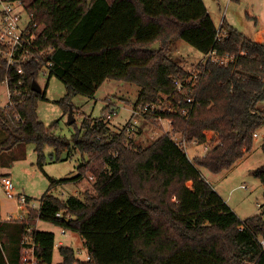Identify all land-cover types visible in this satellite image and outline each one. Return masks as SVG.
<instances>
[{
	"label": "trees",
	"instance_id": "16d2710c",
	"mask_svg": "<svg viewBox=\"0 0 264 264\" xmlns=\"http://www.w3.org/2000/svg\"><path fill=\"white\" fill-rule=\"evenodd\" d=\"M25 9L43 25L39 42L52 49L48 77L56 76L66 87L57 101L65 112L73 95H93L107 79L140 86L135 108L171 92L173 78L186 72L170 51L178 39L203 54L211 49L236 54L237 61L201 63L194 88L198 104L187 118L171 115L174 130L188 142L203 143L207 131L214 133L217 143L193 159L167 133L145 147L133 146L126 128L113 131L104 120L109 104L102 117L85 116L70 138L53 133L36 113L45 91L31 89L43 61L26 68V95L18 105L24 122L14 123L0 110L6 134L0 152L32 142L40 165L44 145L55 149L56 160L72 148L87 159L78 164L76 176L49 178L47 192L26 217L0 220V264H22L25 236L38 261L47 264H264V208L240 219L199 170L231 169L264 126L259 106L264 103V42L225 19L219 26L224 36L217 38L203 0H31ZM157 41L159 47L150 50ZM260 148L264 153V139ZM91 174L93 193L60 199L49 192ZM253 175L264 184V164ZM38 221L77 232L90 259L59 245L62 260L53 263L54 233L37 229Z\"/></svg>",
	"mask_w": 264,
	"mask_h": 264
},
{
	"label": "rangeland",
	"instance_id": "374dc122",
	"mask_svg": "<svg viewBox=\"0 0 264 264\" xmlns=\"http://www.w3.org/2000/svg\"><path fill=\"white\" fill-rule=\"evenodd\" d=\"M29 2L31 0H22ZM205 6L216 25L219 28L225 21L252 38L253 32L264 29V0H203ZM26 17V14H23ZM223 30V31H222ZM221 31L224 32V28ZM264 42V30L262 31ZM171 55L176 58L184 69L193 67L197 62L204 60V54L195 49L183 39L175 40L170 46ZM38 83L45 91V99L39 100L36 113L39 120L46 126L52 127V132L70 138L76 126H80L85 116L92 118L102 117V109L106 102L111 101L118 107L111 119L106 120L107 125L113 131L126 128L128 136L132 139V145L145 147L163 133V127L159 123H153L142 115H135L131 109L134 107L140 86L117 79L105 80L93 95L75 94L71 98L75 124L67 123L68 112L57 102L66 93L64 83L56 76L48 77V74L39 77ZM264 107V103L259 104ZM105 120V118H104ZM264 126L257 130L253 147L249 154L236 167H232L226 176L225 171L212 173L206 168L199 167L203 177L215 188L226 203L238 215L245 219L257 214L264 208V184L253 175V170L264 164V153L260 148L263 141ZM5 132L0 129V141L5 138ZM207 136H213L207 131ZM43 163H38V154L35 143L18 144L0 152V178L1 175L9 177L13 184V196H9L0 182V198L6 197L17 200V194H23L31 198L30 204L39 205L40 199L50 186V179L72 178L77 175V166L87 159V155L76 148L69 152L59 154L56 160L55 149L50 145H44L42 149ZM204 146L201 144H187V155L203 156ZM186 155V156H187ZM92 175V174H91ZM93 176V175H92ZM93 179L88 176L79 181H70L52 187L49 192L60 199H66L70 195L83 197L85 192L93 193ZM26 211V210H25ZM27 212V211H26ZM36 228L54 233V251L52 262L58 263L62 256L58 251L59 245H67L75 251L84 250L82 237L74 231L63 229L53 223L38 221ZM85 253V252H84ZM83 259L85 254H76Z\"/></svg>",
	"mask_w": 264,
	"mask_h": 264
},
{
	"label": "built area",
	"instance_id": "2783aa9c",
	"mask_svg": "<svg viewBox=\"0 0 264 264\" xmlns=\"http://www.w3.org/2000/svg\"><path fill=\"white\" fill-rule=\"evenodd\" d=\"M26 3L22 0H0V110L5 112L12 122L18 124L24 122L18 105L22 103L26 95V68L43 61V66L38 71V78L35 79L38 81L39 77L44 74L49 75L52 65L47 57L52 49L43 47L39 42L43 25L32 21L31 15L25 9ZM23 14H26L25 18ZM221 36H224V32L220 31L219 27L217 38ZM206 61L228 65L237 61V55L228 52L219 53L214 49L207 51L204 53L203 61L197 62L191 68H185L184 75L173 78L171 92L160 93L155 101L131 109L134 123L137 122L135 115L150 116L155 123L162 125L163 133H167L174 144L186 155L189 142L181 132L174 130L171 115L178 114L187 118L198 104L194 88L199 76L200 64ZM106 104H109L110 108L105 115V120H109L116 114L117 105L111 101ZM256 136L257 132L254 134V137ZM191 142L203 145L204 153H206L217 143V140L214 133L213 136L208 137L206 132L205 142L198 143L196 140ZM89 178L92 179V176ZM0 182L5 192L13 196L14 187L9 177L1 175ZM16 197L20 210L23 213L27 211L26 215H28V208L35 206L27 202L23 194H17ZM56 216H61V214L57 212ZM64 233L65 230L62 229L61 234ZM260 242L264 247V238H261ZM23 243L28 247H23L22 264H47L40 263L36 258L34 244L29 236L23 238ZM79 253L85 254L84 260L90 259L86 248L76 251V254Z\"/></svg>",
	"mask_w": 264,
	"mask_h": 264
},
{
	"label": "crops",
	"instance_id": "0c3cea01",
	"mask_svg": "<svg viewBox=\"0 0 264 264\" xmlns=\"http://www.w3.org/2000/svg\"><path fill=\"white\" fill-rule=\"evenodd\" d=\"M263 30L264 29L254 31L253 35H252V39H254L255 41L263 42V36H262ZM262 137L264 139V135ZM248 154H249V152L246 153L242 159L237 161L233 167H236V165L240 164L242 162V160L245 159V157ZM230 171H231V169L225 171L226 174H224V176H226L228 174V172H230ZM22 215L25 217L27 216L26 212L23 213V211L20 210L17 200L9 199L6 197L0 198V220H8L10 218H21Z\"/></svg>",
	"mask_w": 264,
	"mask_h": 264
},
{
	"label": "water",
	"instance_id": "95a60500",
	"mask_svg": "<svg viewBox=\"0 0 264 264\" xmlns=\"http://www.w3.org/2000/svg\"><path fill=\"white\" fill-rule=\"evenodd\" d=\"M159 47V42H155L153 45H151L149 47L150 50H155ZM31 89L36 91V92H40L42 90V87L40 86V84L38 83L37 80H32L31 82ZM75 121V118L73 116V107L72 105L70 104L69 105V110H68V116H67V123L68 124H71L72 122Z\"/></svg>",
	"mask_w": 264,
	"mask_h": 264
}]
</instances>
